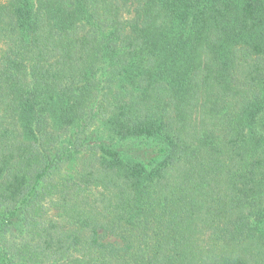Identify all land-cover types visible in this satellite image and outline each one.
I'll use <instances>...</instances> for the list:
<instances>
[{"label":"trees","instance_id":"16d2710c","mask_svg":"<svg viewBox=\"0 0 264 264\" xmlns=\"http://www.w3.org/2000/svg\"><path fill=\"white\" fill-rule=\"evenodd\" d=\"M0 264H264V0H0Z\"/></svg>","mask_w":264,"mask_h":264},{"label":"rangeland","instance_id":"374dc122","mask_svg":"<svg viewBox=\"0 0 264 264\" xmlns=\"http://www.w3.org/2000/svg\"><path fill=\"white\" fill-rule=\"evenodd\" d=\"M84 158V155H78L76 156L72 161L71 163L68 165V166H65V168L60 172V174L58 175L59 177H56V178H59V179H63L65 178L66 176L69 175V172L70 171H74V167H76Z\"/></svg>","mask_w":264,"mask_h":264}]
</instances>
